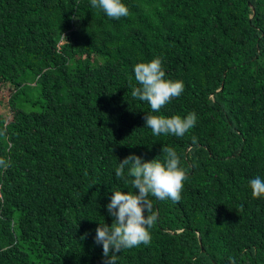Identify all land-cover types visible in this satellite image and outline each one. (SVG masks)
I'll return each mask as SVG.
<instances>
[{"label":"trees","instance_id":"16d2710c","mask_svg":"<svg viewBox=\"0 0 264 264\" xmlns=\"http://www.w3.org/2000/svg\"><path fill=\"white\" fill-rule=\"evenodd\" d=\"M123 2L112 19L90 0H0V264H104L95 230L113 191H135L116 168L163 146L187 170L181 199L149 197L151 243L118 264H264L249 185L264 178V0ZM155 57L184 84L159 113L132 96L134 65ZM192 112L183 137L145 127Z\"/></svg>","mask_w":264,"mask_h":264},{"label":"clouds","instance_id":"9594fccd","mask_svg":"<svg viewBox=\"0 0 264 264\" xmlns=\"http://www.w3.org/2000/svg\"><path fill=\"white\" fill-rule=\"evenodd\" d=\"M91 7L101 9L112 19H120L129 15V8L123 0H90ZM134 76L140 85L134 87L132 96L149 103L152 113H159L163 106L172 99L178 98L184 84L180 80L166 78V72L160 57L134 65ZM145 127L152 130L153 135H175L183 137L197 122L195 112L186 117L175 115L147 114L144 117ZM0 135L4 131L0 130ZM192 137V143H196ZM164 160L158 158L147 161L142 156L132 153L120 161L115 170L117 180L128 183L135 191H113L106 205L108 214L113 218L111 225L100 223L96 228L95 244L102 245L104 264H118L117 255L123 249L139 247L151 243V229L158 220L152 199H171L179 202L188 178L187 170L181 167V159L173 147L163 146ZM11 162L0 157V170H7ZM127 168V177L125 169ZM254 198L264 197V178L257 176L249 181ZM138 190V191H137ZM88 233H85L87 237ZM230 264H236L234 257H229Z\"/></svg>","mask_w":264,"mask_h":264},{"label":"rangeland","instance_id":"374dc122","mask_svg":"<svg viewBox=\"0 0 264 264\" xmlns=\"http://www.w3.org/2000/svg\"><path fill=\"white\" fill-rule=\"evenodd\" d=\"M1 93V92H0Z\"/></svg>","mask_w":264,"mask_h":264}]
</instances>
